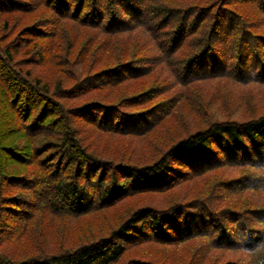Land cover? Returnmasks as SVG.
<instances>
[{
	"label": "trees",
	"instance_id": "16d2710c",
	"mask_svg": "<svg viewBox=\"0 0 264 264\" xmlns=\"http://www.w3.org/2000/svg\"><path fill=\"white\" fill-rule=\"evenodd\" d=\"M0 264H264V0H0Z\"/></svg>",
	"mask_w": 264,
	"mask_h": 264
}]
</instances>
